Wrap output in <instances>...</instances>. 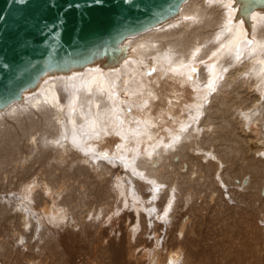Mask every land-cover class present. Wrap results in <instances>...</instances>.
<instances>
[{"label":"bare ground","instance_id":"bare-ground-1","mask_svg":"<svg viewBox=\"0 0 264 264\" xmlns=\"http://www.w3.org/2000/svg\"><path fill=\"white\" fill-rule=\"evenodd\" d=\"M242 4L186 0L115 63L47 73L0 109V248L193 264L190 235L234 201L264 231V5ZM240 242L213 244L217 264H264V239Z\"/></svg>","mask_w":264,"mask_h":264},{"label":"water","instance_id":"water-1","mask_svg":"<svg viewBox=\"0 0 264 264\" xmlns=\"http://www.w3.org/2000/svg\"><path fill=\"white\" fill-rule=\"evenodd\" d=\"M185 1L0 0V109L47 73L115 63L126 54L121 42L176 15ZM240 1L247 11L264 5Z\"/></svg>","mask_w":264,"mask_h":264},{"label":"rangeland","instance_id":"rangeland-1","mask_svg":"<svg viewBox=\"0 0 264 264\" xmlns=\"http://www.w3.org/2000/svg\"><path fill=\"white\" fill-rule=\"evenodd\" d=\"M241 174L242 173H240V171H235L231 175H228L227 179L230 182L232 180V178H234L235 176H239ZM239 208H240V205H238L234 201V203H230L228 205V209L230 212V214L228 216H225L222 212H217V211L213 212L214 209L213 210L212 209L207 210V214H206L207 225L205 226L204 230L201 229V231H194V233L192 235H190V239H189L188 243H186L185 246H183V250H185V253L181 259H183L185 262L190 260L193 262V264H217V262L215 260L216 251H218L219 249H221L222 251H226V252L228 251L225 247L219 248L216 245L213 246V244L220 243L221 241H228L230 243V247L232 249L233 248L235 249L238 247L244 248L242 246H239V245H241L240 241H242V242L247 241L248 243H250L252 245H254L258 241H260L261 244L263 245L262 241L264 239V231L261 233L258 229L255 228L256 226L254 225L255 220L259 218L258 212L255 210L254 212H250V215H248L245 212L244 206H241V208L243 210V214H242V212H240L238 210ZM258 208L260 211H262V209H264V204L263 203L260 204L258 206ZM199 226L201 228L204 227V225H202V224H200ZM259 226H260V228H263L262 230H264V225H261V223H260ZM249 227H250V231H254V233L250 234V237L247 239L246 238L242 239V236H234L233 233L231 232L232 229H235L238 231L239 228H241L240 231L249 230ZM226 228L228 230L223 231ZM60 232L62 234V230H56L55 229L51 233H54L55 236H60ZM110 236L112 238L117 237V239H118L120 237V233H117L115 235V232L113 231L112 233H109V237ZM191 240H195V243L192 244ZM231 242H233V244H231ZM13 244H16V243H13ZM10 245H11V243H10ZM10 245H7V247H5V248L4 247L0 248L1 249L0 250V264H33V263L34 264H40L41 260H43V257L47 256V255L44 256L45 254L43 255L41 253V251L43 252V250H46V249H43L42 247L34 248V249L22 248L23 251H20V250L18 251V249H21V248H16L14 250V248L16 246H14V245L10 246ZM133 246H134V244H133ZM253 247L255 248L256 246H253ZM65 249L62 248L63 251ZM13 250L17 251L18 254H16L17 252H13ZM113 250L114 249H112V251ZM138 250H141V248H138L137 251ZM253 250H255V249H253ZM58 251L62 252L60 250H58ZM99 251H98V256H95V257L90 256L89 257V254H87L88 246H85L83 248H72L70 250H68V248H67L64 252H62V255L59 257V259L57 258V259L53 260L51 264H106V262L104 260H102V257H100V256H102L100 249H99ZM120 251H123V253ZM120 251L114 250L113 252H111V254L113 253L112 255H113L114 261H115V263H114V261L112 263L113 264H120V263L124 264L126 259H127V261H126L127 264L129 262H131L129 256H126V253H124V252H126V250L121 249ZM251 251H252V247H249L248 252H251ZM34 253L35 254L37 253V254L35 255ZM122 254H123V257H122ZM142 254L143 253H140L138 256L136 254V257L135 258L133 257V259H132V263H129V264H136V263L137 264H139V263L143 264L142 263L143 259L141 256ZM245 255H247V254L243 253L242 256L245 257ZM21 256L22 257L24 256V257L22 258ZM24 258H25V260H24ZM33 258H34V260H33ZM39 259H40V262H39ZM137 259H139V260H137ZM119 261H120V263H119Z\"/></svg>","mask_w":264,"mask_h":264},{"label":"snow or ice","instance_id":"snow-or-ice-1","mask_svg":"<svg viewBox=\"0 0 264 264\" xmlns=\"http://www.w3.org/2000/svg\"><path fill=\"white\" fill-rule=\"evenodd\" d=\"M193 71H195V69H193ZM102 158H107V154H103Z\"/></svg>","mask_w":264,"mask_h":264}]
</instances>
